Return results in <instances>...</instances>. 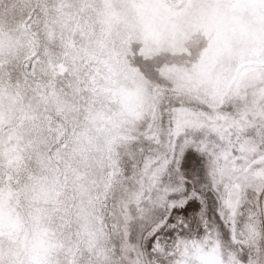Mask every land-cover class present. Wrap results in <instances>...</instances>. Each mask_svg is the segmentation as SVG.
<instances>
[{
	"label": "snow or ice",
	"instance_id": "6c2138e0",
	"mask_svg": "<svg viewBox=\"0 0 264 264\" xmlns=\"http://www.w3.org/2000/svg\"><path fill=\"white\" fill-rule=\"evenodd\" d=\"M0 264H264V0H0Z\"/></svg>",
	"mask_w": 264,
	"mask_h": 264
}]
</instances>
